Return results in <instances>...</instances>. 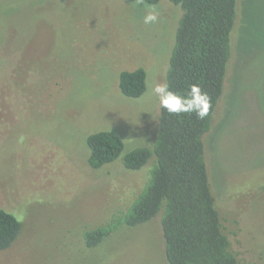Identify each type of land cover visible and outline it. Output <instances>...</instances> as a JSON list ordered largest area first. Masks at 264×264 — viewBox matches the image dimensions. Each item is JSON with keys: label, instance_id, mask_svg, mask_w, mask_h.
Segmentation results:
<instances>
[{"label": "rangeland", "instance_id": "obj_1", "mask_svg": "<svg viewBox=\"0 0 264 264\" xmlns=\"http://www.w3.org/2000/svg\"><path fill=\"white\" fill-rule=\"evenodd\" d=\"M237 4L206 156L221 208L231 210L233 198L243 210L235 249L264 264V0ZM150 6L159 20L145 25ZM181 13L170 0H0V208L22 223L0 264H168L159 218L122 226L93 248L83 232L127 210L144 188L150 162L130 169L123 157L158 135L151 86L166 83ZM138 67L146 91L127 97L120 72ZM100 130L118 134L124 149L93 168L86 137Z\"/></svg>", "mask_w": 264, "mask_h": 264}, {"label": "trees", "instance_id": "obj_2", "mask_svg": "<svg viewBox=\"0 0 264 264\" xmlns=\"http://www.w3.org/2000/svg\"><path fill=\"white\" fill-rule=\"evenodd\" d=\"M159 1L145 0L149 4ZM170 1L180 5L182 13L166 83L185 94L192 84L201 85L211 96L212 108L200 120L194 114H169L160 107L159 132L152 147L134 148L123 157L130 169H141L150 162L144 188L127 210L114 213L102 225L85 229V245L93 248L122 226L159 218L168 264H263L250 261L235 249L232 238L241 229L235 228L244 219L240 215L243 210L235 211L233 198L227 203L235 216L228 212L231 210L221 208L206 156L205 137L212 129L230 77L237 0ZM147 77L144 67L122 70V94L142 96ZM86 141L90 149L88 162L93 168L112 162L124 149L122 138L110 130L89 133ZM21 228L14 214L0 208V250L12 246Z\"/></svg>", "mask_w": 264, "mask_h": 264}, {"label": "clouds", "instance_id": "obj_3", "mask_svg": "<svg viewBox=\"0 0 264 264\" xmlns=\"http://www.w3.org/2000/svg\"><path fill=\"white\" fill-rule=\"evenodd\" d=\"M136 2L141 3L142 0ZM158 20V10L155 6H150L143 17V23L151 25ZM151 92L158 99L161 108L176 116L194 114L198 119L203 120L212 108L211 96L199 84H192L185 94L173 90L168 83L155 82L151 86Z\"/></svg>", "mask_w": 264, "mask_h": 264}]
</instances>
